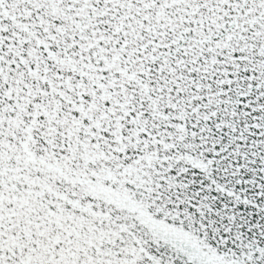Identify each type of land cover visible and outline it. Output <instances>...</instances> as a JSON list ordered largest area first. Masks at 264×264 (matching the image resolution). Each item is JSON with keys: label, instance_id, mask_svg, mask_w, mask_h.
<instances>
[{"label": "snow or ice", "instance_id": "6c2138e0", "mask_svg": "<svg viewBox=\"0 0 264 264\" xmlns=\"http://www.w3.org/2000/svg\"><path fill=\"white\" fill-rule=\"evenodd\" d=\"M0 264H264V0H0Z\"/></svg>", "mask_w": 264, "mask_h": 264}]
</instances>
